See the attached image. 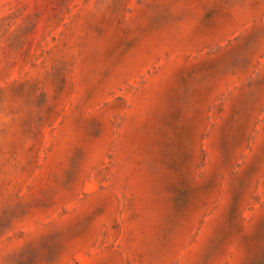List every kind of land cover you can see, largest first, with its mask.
<instances>
[{
	"label": "rangeland",
	"instance_id": "374dc122",
	"mask_svg": "<svg viewBox=\"0 0 264 264\" xmlns=\"http://www.w3.org/2000/svg\"><path fill=\"white\" fill-rule=\"evenodd\" d=\"M0 264H264V0H0Z\"/></svg>",
	"mask_w": 264,
	"mask_h": 264
}]
</instances>
